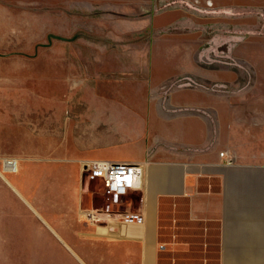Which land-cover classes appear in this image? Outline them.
Wrapping results in <instances>:
<instances>
[{"label": "crops", "instance_id": "obj_1", "mask_svg": "<svg viewBox=\"0 0 264 264\" xmlns=\"http://www.w3.org/2000/svg\"><path fill=\"white\" fill-rule=\"evenodd\" d=\"M72 1L54 33L79 17L96 48L40 52L39 80L0 97L16 160L0 165V264H264V51L247 23L218 18L221 0ZM96 160L138 164V185L105 192L82 171Z\"/></svg>", "mask_w": 264, "mask_h": 264}, {"label": "rangeland", "instance_id": "obj_2", "mask_svg": "<svg viewBox=\"0 0 264 264\" xmlns=\"http://www.w3.org/2000/svg\"><path fill=\"white\" fill-rule=\"evenodd\" d=\"M221 1L226 4L217 6L213 13L218 18L233 17L247 23L249 50L264 51V0ZM71 3L72 0H0V97L16 92L4 87H15L18 82L39 80V73H34V67L43 59L40 52L46 56L44 60L47 61L49 49H91V39L82 37L80 31L75 32L77 26L74 22H78L79 17H73L72 27H69L72 32L68 36L54 33L59 26L50 25V11L54 14L53 21L58 22L54 11L63 12L64 6ZM64 20L62 17V21ZM65 27V24L61 26L62 30ZM224 44H221L223 49L229 48L230 43ZM233 45L238 47L236 41ZM249 62L261 64V59L249 58ZM5 161L16 162L8 155H0V165ZM85 175L103 188L88 172ZM234 216L238 218H234L233 224H240V213H234Z\"/></svg>", "mask_w": 264, "mask_h": 264}, {"label": "built area", "instance_id": "obj_3", "mask_svg": "<svg viewBox=\"0 0 264 264\" xmlns=\"http://www.w3.org/2000/svg\"><path fill=\"white\" fill-rule=\"evenodd\" d=\"M82 171L84 173L88 172L89 175L97 179L107 193L115 196H123L133 188H136L141 177L142 169L136 163L96 160L84 163ZM116 214L120 217V220L126 223L143 222V217L139 213L134 212L119 214L103 212L95 214L87 213L91 219H102V221Z\"/></svg>", "mask_w": 264, "mask_h": 264}, {"label": "bare ground", "instance_id": "obj_4", "mask_svg": "<svg viewBox=\"0 0 264 264\" xmlns=\"http://www.w3.org/2000/svg\"><path fill=\"white\" fill-rule=\"evenodd\" d=\"M6 162V161H5ZM4 162V163H5ZM5 166H6V168H8V170H16V162H13V161H7L6 163H5Z\"/></svg>", "mask_w": 264, "mask_h": 264}]
</instances>
